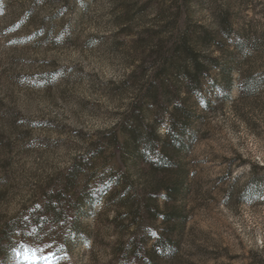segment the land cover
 Masks as SVG:
<instances>
[{
  "label": "rangeland",
  "instance_id": "obj_1",
  "mask_svg": "<svg viewBox=\"0 0 264 264\" xmlns=\"http://www.w3.org/2000/svg\"><path fill=\"white\" fill-rule=\"evenodd\" d=\"M0 264H264V0H0Z\"/></svg>",
  "mask_w": 264,
  "mask_h": 264
},
{
  "label": "trees",
  "instance_id": "obj_2",
  "mask_svg": "<svg viewBox=\"0 0 264 264\" xmlns=\"http://www.w3.org/2000/svg\"><path fill=\"white\" fill-rule=\"evenodd\" d=\"M180 41H181V46L179 47V50L177 51L179 53V58L182 59L186 57L187 61L189 62V65L192 68V71L190 72L189 70H186L185 69L186 66H183V65H182L183 67L178 66V67H175V69L182 71L185 74L187 81L193 82L194 78H196L198 74L203 70L204 65L197 59V56L193 53L190 47H188L187 39L185 37H182ZM169 88H170V84H168V82L164 80L154 79L150 82L145 92L144 99H146L148 103L155 102L158 105L160 104V101L161 102L163 101L162 99L165 98L166 94L169 93V90H170ZM153 138H154V135L150 133L148 135V138L145 139L144 146H143V149L145 150V152L152 149ZM144 155L145 154H143V156ZM161 164H162V160H158L157 162L150 163V165L153 166L154 168L160 167ZM158 189L159 187L156 184L153 185L149 189L148 194H147V201L145 202V206L143 207V211L144 209L146 211L145 213H150V210H151L150 202L152 201V199L150 198L153 196V194ZM59 194H60L59 191L51 192V195L47 197V202L44 205V208L47 211V217L54 218L58 216L59 214H61L62 210L56 206V202H54V200L52 199ZM168 195L169 193L167 194V196Z\"/></svg>",
  "mask_w": 264,
  "mask_h": 264
}]
</instances>
